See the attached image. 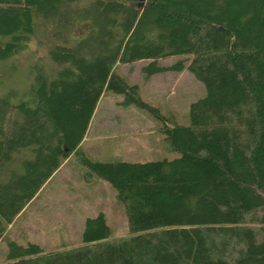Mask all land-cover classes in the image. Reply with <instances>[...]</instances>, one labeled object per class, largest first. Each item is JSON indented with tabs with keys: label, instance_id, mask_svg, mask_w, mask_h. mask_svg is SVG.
Here are the masks:
<instances>
[{
	"label": "trees",
	"instance_id": "16d2710c",
	"mask_svg": "<svg viewBox=\"0 0 264 264\" xmlns=\"http://www.w3.org/2000/svg\"><path fill=\"white\" fill-rule=\"evenodd\" d=\"M34 38L33 84L0 96V240L71 155L112 187L131 234L112 237L100 213L79 246L10 241L2 264H264V0H0V63ZM171 57L183 59L159 63ZM139 61L146 79L186 70L203 84L187 124L116 72ZM104 92L160 121L179 157L89 159L80 144Z\"/></svg>",
	"mask_w": 264,
	"mask_h": 264
},
{
	"label": "rangeland",
	"instance_id": "374dc122",
	"mask_svg": "<svg viewBox=\"0 0 264 264\" xmlns=\"http://www.w3.org/2000/svg\"><path fill=\"white\" fill-rule=\"evenodd\" d=\"M38 48L34 38L20 55L0 63V96L9 90L28 92L34 82V67L43 56ZM181 59L171 57L159 63L170 65ZM145 65L143 61L118 65L116 72L140 88L143 101L158 108L164 116L172 117L177 124H187L190 104L205 95L203 84L186 70L146 79L142 73ZM122 100L121 95L111 92L101 96L85 134L87 140L80 144L85 155L93 161L106 163L178 158V154L163 149V137L159 132L162 123L145 110L122 106ZM86 172L75 155L60 166L7 227L0 240V264L7 262L10 241L23 246L35 243L45 251L79 246L85 219L100 213L112 237L131 234L115 191L97 177L87 181Z\"/></svg>",
	"mask_w": 264,
	"mask_h": 264
},
{
	"label": "crops",
	"instance_id": "0c3cea01",
	"mask_svg": "<svg viewBox=\"0 0 264 264\" xmlns=\"http://www.w3.org/2000/svg\"><path fill=\"white\" fill-rule=\"evenodd\" d=\"M85 140H87V137H86V135H85V138L83 139V141L81 142V144H82V143H84V141H85Z\"/></svg>",
	"mask_w": 264,
	"mask_h": 264
}]
</instances>
